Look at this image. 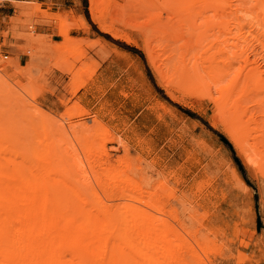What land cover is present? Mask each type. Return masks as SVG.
<instances>
[{
    "label": "rangeland",
    "instance_id": "rangeland-1",
    "mask_svg": "<svg viewBox=\"0 0 264 264\" xmlns=\"http://www.w3.org/2000/svg\"><path fill=\"white\" fill-rule=\"evenodd\" d=\"M49 7L57 16L49 18L38 4H17L14 20L0 37V125L8 127L9 137L21 140L22 151H30L37 130L46 126L52 139L59 140L64 148L74 146L86 164L84 146H93L95 153L101 149L102 137L96 123H102L130 149L127 154L118 143H107L108 161L115 166L120 161L126 162L130 175L141 173L145 179V200L153 194L161 202L154 210H149L145 202L103 198V203L114 210L134 205L156 219L167 220L173 228L167 229L171 236L197 251L199 238L195 228L201 220L193 217L195 206L206 205L202 198L209 193L211 196L209 186L223 183L224 192L211 197L220 206L206 205L204 209L215 210L217 226L224 231V239L218 234L219 237L211 235L209 240L213 245L226 240L234 258L226 260L211 255L209 260L204 258L205 263L264 264V161L257 165L256 175L255 163L247 166L224 127L216 124L214 102L178 92L176 86L171 96L147 62L145 45L158 48L159 57H171L168 68L180 62L178 57L183 53L180 44L175 43L171 28L162 27L177 26L172 5L166 0H113L110 19L122 31L130 33L136 44H127L101 32L91 19L89 0H60ZM87 13L97 28L88 22L92 37L106 40L102 34L108 35L124 48L108 41L118 52L103 59L99 55L100 47L74 42L77 33L72 24ZM38 25L53 27L48 32L37 29ZM36 32L45 35L42 40L48 49L29 44ZM64 38L70 42L66 43ZM171 75L178 81L189 77L186 71L174 69ZM79 106L87 115H77ZM245 106L250 111L241 118V135L253 144L256 129L261 131L264 124V95L255 92ZM41 114L47 118L46 122ZM87 128L89 136L85 133ZM63 130L69 135L65 136ZM65 162L74 170V180L80 181L85 189L84 175L71 161ZM90 185L100 192L91 175ZM237 206L240 215L235 213ZM250 206L253 220L248 221ZM174 212L179 219H174Z\"/></svg>",
    "mask_w": 264,
    "mask_h": 264
},
{
    "label": "bare ground",
    "instance_id": "bare-ground-1",
    "mask_svg": "<svg viewBox=\"0 0 264 264\" xmlns=\"http://www.w3.org/2000/svg\"><path fill=\"white\" fill-rule=\"evenodd\" d=\"M166 1L172 5L178 23L162 27L171 28L183 53L178 57V66L168 68L171 57H159L158 48L145 45L155 78L171 96L176 86L178 92L212 100L216 124L224 127L247 166L255 163L258 175L257 165L264 161V124L261 131L256 129L255 141L249 144L241 135V118L250 111L245 106L248 98L255 92L264 95V0ZM112 4L113 0H89L92 21L114 39L136 44L130 33L110 19ZM139 5L143 6L142 2ZM72 29L89 31L90 24L82 17L72 24ZM33 36L29 40L33 48H49L42 40L45 35ZM73 41L100 47L103 59L118 52L104 39L96 43ZM173 69L186 71L188 79L175 80V75H171ZM77 115L85 116L87 112L79 106ZM41 117L46 122L43 114ZM96 127L102 137L101 149L95 153L93 146L85 145V164L74 146H61L59 140L51 138L46 126L37 130L30 151H22L21 140L10 138L8 127L0 125V264H206L204 258L209 260L211 255L234 258L226 240L217 245L209 240L211 235L218 234L224 239V231L217 226L215 210L204 209L206 205L220 206L211 197L224 192L223 183L209 186L211 196L209 193L202 198L206 205L195 206L193 217L201 220L195 228L198 251L171 236L167 229L173 228L167 220L156 219L134 205L114 210L103 203V198L145 202L149 210H154L161 202L153 194L145 200V179L141 173L130 175L126 162L115 166L108 161L107 143H118L127 154L130 149L102 123H96ZM85 133L89 136V128ZM63 134L69 135L64 130ZM65 160L84 175L85 189L74 180V170L66 166ZM90 175L96 180L99 193L90 185ZM171 195L175 199L176 195ZM235 213L240 215L238 206ZM172 215L179 219L177 212ZM247 217L248 221L253 220L251 206Z\"/></svg>",
    "mask_w": 264,
    "mask_h": 264
},
{
    "label": "crops",
    "instance_id": "crops-1",
    "mask_svg": "<svg viewBox=\"0 0 264 264\" xmlns=\"http://www.w3.org/2000/svg\"><path fill=\"white\" fill-rule=\"evenodd\" d=\"M60 0H0V37L3 33L6 32L7 26L10 25L11 21L14 20L16 16V5L17 4H38L41 6L45 15L49 18L57 16V13L53 12V10L49 7V5H55L59 3ZM50 27L52 25H38L36 26L37 29H48L50 31ZM77 37H73L76 40H90V41H97L99 38L92 37V31H77ZM37 35H42L38 34ZM81 34L86 35V37H82Z\"/></svg>",
    "mask_w": 264,
    "mask_h": 264
},
{
    "label": "trees",
    "instance_id": "trees-1",
    "mask_svg": "<svg viewBox=\"0 0 264 264\" xmlns=\"http://www.w3.org/2000/svg\"><path fill=\"white\" fill-rule=\"evenodd\" d=\"M85 5H86L85 7H88V3H87V2H86ZM86 17H87L88 22L91 24V26L96 30L97 28H96V26L91 22L88 13L86 14ZM102 36H103L107 41H109L110 43H112V44H114V45H116V46H118V47H120V48H124V46H122V44H120L119 42L113 40L110 36L105 35V34H102ZM142 57H143V56H142ZM147 71L149 72L148 68H147ZM149 79H150L151 83H153V84L155 85L154 80H153V78H152L150 72H149ZM155 87H156V86H155ZM156 88H157V87H156ZM157 89H158V88H157ZM158 91H160V90L158 89ZM160 92H161V91H160Z\"/></svg>",
    "mask_w": 264,
    "mask_h": 264
}]
</instances>
